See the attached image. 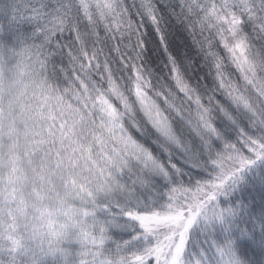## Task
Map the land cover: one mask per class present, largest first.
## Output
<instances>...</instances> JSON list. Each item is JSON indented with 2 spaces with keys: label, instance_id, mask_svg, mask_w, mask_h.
Returning a JSON list of instances; mask_svg holds the SVG:
<instances>
[{
  "label": "snow or ice",
  "instance_id": "1",
  "mask_svg": "<svg viewBox=\"0 0 264 264\" xmlns=\"http://www.w3.org/2000/svg\"><path fill=\"white\" fill-rule=\"evenodd\" d=\"M0 264H264V0H0Z\"/></svg>",
  "mask_w": 264,
  "mask_h": 264
},
{
  "label": "trees",
  "instance_id": "2",
  "mask_svg": "<svg viewBox=\"0 0 264 264\" xmlns=\"http://www.w3.org/2000/svg\"><path fill=\"white\" fill-rule=\"evenodd\" d=\"M171 43H172V49L173 51L180 56L187 55L188 57L192 58L195 60L196 64H200V60L197 57V54L191 44V40L188 37L187 33L182 31L180 28H174L172 29V34H171ZM197 74H202V70H200L198 67L194 69ZM203 71H206L204 69ZM256 204L259 206L260 203V197L259 195L255 196ZM256 259H259V254L257 253V256L255 257Z\"/></svg>",
  "mask_w": 264,
  "mask_h": 264
}]
</instances>
